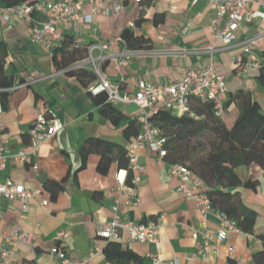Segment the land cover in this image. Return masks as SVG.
<instances>
[{
  "label": "crops",
  "instance_id": "crops-1",
  "mask_svg": "<svg viewBox=\"0 0 264 264\" xmlns=\"http://www.w3.org/2000/svg\"><path fill=\"white\" fill-rule=\"evenodd\" d=\"M81 1V14H89L88 0ZM257 1L264 4V0ZM102 2L109 8L117 4V0ZM190 2L142 0L135 3L124 0L121 14H94L78 33L69 30L64 35L79 37L83 43L104 42L121 38L122 31L128 28L135 36L149 41L150 49L135 50L119 70L114 69L112 60H106L100 65L103 75L126 95L135 92L139 81L173 84L188 69H203L208 62L206 50L213 45L210 2L198 0L194 5ZM130 23L132 28H129ZM261 30L259 22L242 27L232 47L215 45L213 59L215 68L225 76L226 92L222 101L242 90L264 113V87L256 79L258 69L243 72L240 65L245 59L240 42ZM0 41L5 44L0 75L11 81L10 87H17L0 94L3 107L0 144L9 154L27 151L28 131L39 110L52 109L62 124V129L40 147L33 166L8 160L5 169L0 171V182L8 178L15 185L40 191L25 212L17 201L0 199V244L15 231L33 237L31 243L18 242L11 255L0 256V264H53L55 248L65 250L72 264H111L103 253L107 241L97 236L96 229L112 218L111 208L118 196L116 175L124 170H118L116 164L111 163L106 173L101 174L96 169L99 154L88 152L84 155L81 149L90 138L125 147L136 135H125L126 122L114 126L100 113L98 99L88 90L97 83L96 78L84 86L74 76L56 71L51 61V49L31 43L23 22L7 23L0 16ZM123 49H126L124 44L119 42L112 47L114 52ZM263 52L264 38H261L251 50V58L260 63ZM114 106L125 121L135 119L139 113L134 105ZM235 114L234 106L225 109L224 116L234 118ZM139 162V202L128 210L120 201L119 214L136 222L160 219L158 243L151 247L129 241L127 234L121 232L116 242L141 260L120 264H150L146 255L152 252L162 261L178 259L179 264L252 261V254L260 249L259 242L237 233H230L216 253L204 255L191 239L190 229L213 230L219 213L214 211L203 219L195 201L177 190L178 179L169 174L165 159L144 151L139 153ZM235 173L242 182L236 189L242 203L255 212V234H264V168L251 163L237 166ZM246 182L252 183L253 187L244 186ZM41 201H46V205L42 206ZM228 247L234 250L232 257L227 255Z\"/></svg>",
  "mask_w": 264,
  "mask_h": 264
},
{
  "label": "built area",
  "instance_id": "built-area-1",
  "mask_svg": "<svg viewBox=\"0 0 264 264\" xmlns=\"http://www.w3.org/2000/svg\"><path fill=\"white\" fill-rule=\"evenodd\" d=\"M123 1L117 0L113 7H104L102 0H88L91 10L89 14H81V0H37L33 4H20L9 8H0V16L4 22L14 20L23 22L29 31V40L38 46L51 49L59 44L65 31L73 30L78 33L83 24L89 23L91 16L102 14L105 16L119 15L123 11ZM142 0H134L139 3ZM198 0H191L194 5ZM212 6V29L214 32L213 45L207 49L208 62L203 69H188L177 82L169 85H155L139 81L134 93L121 94L117 85L109 81L101 72L100 65L106 60L114 62V69L119 70L124 60L134 54V50L123 49L119 52L112 51L116 43H123L121 38L113 41L83 43L79 37H74L76 45L86 46L85 58L69 67L67 70L87 69L91 71L97 83L89 87L91 95L104 93L106 101L112 105L128 104L138 108L139 113L135 117L139 123V132L134 140L125 146L128 160L127 171L130 180L126 182V170L116 175L118 193L116 204L112 206V218L106 223L97 226L96 234L105 241H117L121 232L127 234L129 241H136L151 247L157 246L161 220L140 221L131 220L127 215L119 214V203L126 209H131L139 202L138 186L141 182L139 171V153L149 152L158 157L166 156L164 149L165 137L162 130L156 126L151 116L159 110H166L172 115L192 116L193 103H211L215 110L214 115L220 118L223 114L222 96L226 92L225 76L215 68L213 53L215 45L223 48L232 47L236 42L238 31L252 23L259 22L262 30L252 37L244 38L240 45L243 47L245 59L240 63L241 70L247 72L251 68H260L264 61L257 62L251 58V50L256 42L264 38V4L257 0H208ZM253 6H256L254 8ZM222 27L220 28V25ZM133 24H129L132 28ZM66 71V70H65ZM62 71V72H65ZM17 87H10L5 91H13ZM1 91V90H0ZM0 102V114L2 112ZM62 129V124L52 109L39 110L34 117L28 131V150L9 154L4 145L0 144V171L6 167L8 160L20 164L31 163L37 156L40 147L55 136ZM168 172L178 179L177 190L195 201L199 215L205 219L208 214L214 213L211 201L205 194L203 183L185 166L177 163H167ZM122 174V175H121ZM40 191L15 185L12 180L6 178L0 182V199L8 202L17 201L20 209L25 212L29 202ZM46 205V201H41ZM1 210V205H0ZM230 233L243 235L234 220L218 214V220L213 230L190 229L191 239L202 250L204 255L216 253L217 248ZM32 235L15 231L0 244V256L5 257L14 253L18 242L31 243ZM234 250L227 248V255L232 257ZM53 264H72L65 250L55 248L52 251ZM146 259L150 264H179L178 259L162 261L155 253H148ZM236 264H255L252 261L245 262L240 259Z\"/></svg>",
  "mask_w": 264,
  "mask_h": 264
},
{
  "label": "trees",
  "instance_id": "trees-1",
  "mask_svg": "<svg viewBox=\"0 0 264 264\" xmlns=\"http://www.w3.org/2000/svg\"><path fill=\"white\" fill-rule=\"evenodd\" d=\"M37 0H0V8L14 7L20 4H33ZM156 21V20H155ZM124 47L129 50L150 49L149 41L135 36L130 29H124L120 35ZM4 43L0 41V74L3 70ZM86 56V46L76 45L74 38L64 35L59 44L51 48V61L56 71H65L74 76L79 83L94 80L95 75L86 69L67 70ZM264 61V52L262 53ZM256 79L264 87V65L258 68ZM11 81L0 75V87L8 88ZM6 93V89H0ZM98 99L100 113L114 126L126 122L125 135H137L139 123L136 119L125 121L123 115L112 104L106 101V95H92ZM230 105L236 108L231 125L224 122L225 109ZM223 114L220 118L214 115L211 103L197 102L191 106L192 116L172 115L166 110H159L151 116L165 137L164 149L167 163H177L187 167L204 185L205 194L211 201L214 211L232 219L247 237H253L260 244V249L252 254V262L264 264V234H255V212L241 201L236 189L242 182L235 173L237 166L257 163L264 168V113L258 103L252 100L245 91L238 90L222 101ZM204 143H201V141ZM99 154L97 171L106 173L109 165L115 163L118 170H126V182L130 180L127 171L128 160L125 147L90 138L81 149ZM244 186L253 187L246 182ZM105 257L111 264L135 262L141 258L128 249H122L116 241H107L103 249ZM233 262V261H232ZM234 263V262H233Z\"/></svg>",
  "mask_w": 264,
  "mask_h": 264
},
{
  "label": "rangeland",
  "instance_id": "rangeland-1",
  "mask_svg": "<svg viewBox=\"0 0 264 264\" xmlns=\"http://www.w3.org/2000/svg\"><path fill=\"white\" fill-rule=\"evenodd\" d=\"M234 115V113H232V116ZM233 117H227V116H224V122L226 125H231L232 122H233ZM201 143H204V141L202 140Z\"/></svg>",
  "mask_w": 264,
  "mask_h": 264
}]
</instances>
